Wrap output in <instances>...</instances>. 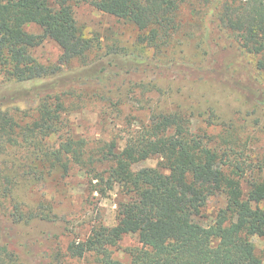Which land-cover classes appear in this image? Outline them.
<instances>
[{"label":"trees","instance_id":"trees-1","mask_svg":"<svg viewBox=\"0 0 264 264\" xmlns=\"http://www.w3.org/2000/svg\"><path fill=\"white\" fill-rule=\"evenodd\" d=\"M189 1L193 0H0V75L5 79L0 83V153L13 147L25 150L30 163L24 173L39 172L42 180L52 173L66 178L83 170L104 196L120 188L117 223L95 224L85 238L70 241V256L90 253L94 264H264L251 239L264 238V157L244 186V168H224L207 136L190 129V118L181 108L169 111L148 103L149 114L140 127L127 137L114 136L96 150H89L87 140L74 136L65 122V97L88 85L115 86L95 95L117 107L127 99L123 89L137 94V87H158L163 80L153 75L180 67L205 68L204 58L179 57L181 50L173 45L175 34L181 32L180 8ZM82 2L133 23L140 31L138 43L153 49V55L121 45L100 50L78 25L74 5ZM213 4L204 19L207 38L228 30L237 40L230 43L224 75L231 71L252 77L254 64L264 79V0L224 2L219 10ZM48 38L61 49L52 65L34 53ZM20 102L33 107L22 108ZM17 112L28 119L19 120ZM153 157L159 158L156 166L134 168ZM1 164L0 190L10 197V177L16 178L18 170L2 174L7 168ZM217 194L225 196L226 205L203 225L198 219ZM41 201L25 210L17 201L12 210L0 203V264L17 261L5 239L8 227L66 221L55 197ZM129 234L138 237L140 246L132 248L130 262H124L114 257L113 248ZM61 256L57 246L52 263L61 264Z\"/></svg>","mask_w":264,"mask_h":264},{"label":"rangeland","instance_id":"rangeland-1","mask_svg":"<svg viewBox=\"0 0 264 264\" xmlns=\"http://www.w3.org/2000/svg\"><path fill=\"white\" fill-rule=\"evenodd\" d=\"M214 1L219 10L224 2L243 0H193L182 4L179 11L181 32L176 33L173 39L175 49L181 50L179 57H202L198 61L204 58L205 68L191 71L180 67L160 73V76L153 75L154 79L163 80L158 81V87H137V94H128L130 88L123 89L127 99L117 107L95 95L110 88L116 89L106 83H94L84 88L83 92L78 90L75 95L66 96L65 122L73 135L85 138L88 149L96 150L114 136L127 137L129 131L140 127L149 114L148 103L161 105L169 111L181 108L190 118V129L207 136L208 146L219 153L224 168L230 170L237 165L244 168L246 174L242 179L246 186L247 178L256 174V165L264 157V79L253 63L252 77L246 78L231 71L229 75H224L230 43L237 44V40L228 30L218 31L207 38L204 19ZM74 11L78 25L87 37L95 40L98 48H102L100 50L121 45L153 55V49L138 43L140 31L133 23L104 13L86 2L75 4ZM29 29L34 30L30 26ZM207 43L211 45L208 47ZM34 53L41 62L52 65L58 62L61 49L48 38L35 48ZM246 56L255 63L251 54L246 53ZM4 80V76L0 75V83ZM18 105L33 107V103L27 102ZM30 115L34 117L35 113L32 111ZM22 116L23 113L17 112L19 120L27 118ZM125 141L122 139L120 142ZM28 159L29 154L21 148L1 151V166L7 168L2 174H12L11 169L18 171L16 178L10 177L9 182L14 183L10 197H3L1 188L0 203L12 210L17 201L25 210L37 206L41 199L55 197L57 210L64 212L66 221H36L31 225L8 227L5 239L16 255L14 264H53L51 253L57 246L62 251L61 264H94L90 253L73 257L66 248L70 241L85 238L95 224L112 226L117 223L121 198L119 186L108 190L104 196L94 189L96 180L92 183L91 176L83 170L66 178L52 173L48 179L42 180L38 177L39 172L24 173L29 169ZM158 161V157L149 158L136 163L134 168L156 166ZM225 205L223 194L211 197L199 222L203 225L211 223L218 210ZM251 239L256 253L264 259V238L255 235ZM138 246L140 242L136 235H126L113 248V255L130 262V250Z\"/></svg>","mask_w":264,"mask_h":264}]
</instances>
